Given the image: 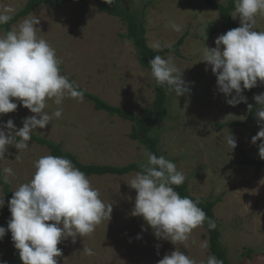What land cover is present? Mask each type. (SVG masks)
<instances>
[{
    "label": "rangeland",
    "instance_id": "1",
    "mask_svg": "<svg viewBox=\"0 0 264 264\" xmlns=\"http://www.w3.org/2000/svg\"><path fill=\"white\" fill-rule=\"evenodd\" d=\"M26 3L27 0H0V11L11 9L9 14L13 17ZM120 3L126 9L138 11L146 26L148 44L153 48L160 45L155 49L172 46L186 35L181 56L167 53L162 57L170 58L183 72L182 79L190 91L179 97L169 91V115L152 134L159 140L160 155L173 160L177 170L185 175L190 193L202 200L216 201L214 212L228 264H264V166L257 170L256 166L241 161L245 157L261 159L258 145L264 141L252 143L260 123L220 127L245 120L249 103L241 102L235 107L226 103V97L217 89L211 66L202 61L205 45L216 47L215 40L223 34L219 11L209 7L206 0H120ZM81 7L77 0L63 8L44 4L13 23L11 29L26 18H39L37 36L56 50L62 60V74L113 105L137 115L145 114L155 98L153 78L141 65L140 53L126 35L127 24L101 11L94 0H90L85 13ZM234 19L240 23L239 16ZM171 22L181 25L182 31H174ZM255 28L264 31V15L256 17ZM5 32L6 28L0 25V35ZM255 90L256 95L264 93V82L258 81ZM242 94L248 97L246 91ZM11 99L18 107L15 112L0 114V127L11 119L19 130L24 118L35 114L19 100ZM58 107L63 109L62 116L53 117L44 129L32 134L62 143L85 163L121 166L133 161L146 162L142 153L145 147L129 136L133 121L95 109L86 97L83 102L65 98L61 105L48 100L45 111L51 114ZM5 131L7 134L8 130ZM229 133L237 143L231 152L223 139ZM44 155H50L49 148L33 139L28 149L18 150L9 145L5 159L0 160V177L4 176L2 170L10 167L13 175L8 176V182L14 191L31 180L34 162ZM135 173L88 176L99 189L103 202L112 204L111 219L103 221L91 235L77 236L75 242L69 237L58 244L62 250V256L56 257L58 264H158L176 248L197 264H206L211 254L208 231L203 225L195 228L187 241L175 245L156 238L142 217L131 215L137 193L129 185ZM0 198L5 202L1 214L9 209L10 200L1 185ZM10 217L11 214L0 215V226L7 229ZM83 248H91L94 254L86 255ZM18 258L19 251L7 231L0 240V261L18 264Z\"/></svg>",
    "mask_w": 264,
    "mask_h": 264
},
{
    "label": "clouds",
    "instance_id": "2",
    "mask_svg": "<svg viewBox=\"0 0 264 264\" xmlns=\"http://www.w3.org/2000/svg\"><path fill=\"white\" fill-rule=\"evenodd\" d=\"M104 2L112 5L114 0ZM10 12L11 9L0 11V25L9 22L12 18ZM258 15H264V0H235L231 16H239L240 26L218 36L216 47L205 45L203 49L202 61L211 66L218 91L233 107L241 102L247 103L242 94L244 90L256 87L258 81L264 82V31L255 28ZM39 23V18H26L17 27L0 35V114L16 111L18 104L11 98L19 100L23 107L35 114L24 118L19 130L15 129L11 119L0 127V160L5 159L7 146L28 149L34 130L44 129L53 117L62 116L63 109L59 107L51 114L45 111L48 100L61 105L65 98L78 102L84 99L80 85L61 73L62 60L56 50L37 36ZM171 28L182 31V26L175 22H171ZM148 64L158 86H167L177 97L190 91L182 79L183 72L170 58L156 55ZM253 99L258 105L256 117L260 122V130L252 137L255 144L258 140L264 141V93ZM252 107L248 105L249 110ZM16 137L20 139L16 141ZM223 139H226L230 152L237 147L232 134ZM258 148L260 158L264 159V142ZM142 153L146 162L140 163L141 170L134 174L129 185L137 193L131 215L142 217L158 239L169 240L175 245L187 241L192 231L208 219L199 207L200 201L181 196L173 187L186 180L175 163L147 149H142ZM34 167L31 180L19 185L8 201L11 217L7 229L0 226V240L10 231L22 264H58L56 257L62 256L58 244L69 237L75 242L77 236L91 235L103 221L109 222L112 204H105L99 189L65 157L44 155L34 162ZM2 171L7 183L13 170L6 167ZM4 203L0 198V208ZM209 227L215 228L214 221L209 220ZM145 230L142 226V231ZM83 251L89 256L94 254L91 248H83ZM0 264L7 262L0 261ZM158 264L197 262L176 248ZM206 264H223V261L211 255Z\"/></svg>",
    "mask_w": 264,
    "mask_h": 264
},
{
    "label": "trees",
    "instance_id": "3",
    "mask_svg": "<svg viewBox=\"0 0 264 264\" xmlns=\"http://www.w3.org/2000/svg\"><path fill=\"white\" fill-rule=\"evenodd\" d=\"M73 0H27V3L23 9L18 11L8 23L1 25L6 28V31L11 30V26L13 23L18 21L20 18L29 15L32 11L38 8L41 5L49 4L51 6L57 8H63L64 5ZM81 3V12L85 13V10L88 8L90 4V0H77ZM98 4V7L101 11H104L110 15L117 16L121 18L127 24V37L133 41L137 50L140 53V62L144 68H147L150 73V65L148 64L149 60L156 55L164 56L167 53H174L176 55L181 56V46L185 41L186 35H183L175 44L169 47H165L162 49H155L148 44V39L146 37V26L144 22L139 18V13L137 10H129L121 5L120 0H114L112 5H108L104 2V0H94ZM206 3L209 7L216 9L219 11V15L222 18L220 32L225 34L228 30L237 28L240 26L231 15L233 14V10L235 9V0H228L227 4H223L218 0H206ZM70 78V77H69ZM153 78V77H152ZM70 80L75 81L73 78ZM76 82V81H75ZM77 83V82H76ZM82 90H84V97L89 99L93 104L95 109L107 111L110 115H118L123 119L133 121V128L129 134L130 138L137 140L140 142L145 149L154 153L158 157L160 156V152L158 150L159 140L156 136L152 134L153 129L162 123L166 117L169 115V110L167 107V100L169 96V90L167 86H158L153 78V89L155 91V98L153 101V105L149 108V110L145 114L137 115L127 111L126 109L113 105L100 96L86 91L82 86H80ZM247 92V103L251 104L252 110H249L248 117L243 121H233L230 123L220 124L221 126L226 125H238V126H247L249 123L258 121L256 117V109L258 107L256 101L253 99L256 96L255 87L250 90H244ZM260 123V122H259ZM20 139L19 137H16ZM37 143L46 146L50 150V155L54 156H62L69 159L73 165L80 169L82 172L86 174V176L91 175H104V174H112V175H126L132 172L140 171V163L144 161H133L126 165H113V164H99V163H85L79 159V157L64 148L62 143H57L51 139H48L44 136H39L37 134H32V138ZM173 162V160H170ZM244 164H251L256 166L257 170H261L264 166V159H256L245 157L241 160ZM0 185L3 188L4 193L11 199L13 195V190L11 189V183L4 182L3 177H0ZM175 190L181 196H188L192 200H199L201 207L207 218L203 223V226L208 231L209 236V250L210 254L214 255L217 259L222 260L223 264H228L229 257L227 255L226 249L221 245L220 235L221 230L217 223V218L214 212V206L216 204L215 200H202L193 196L188 188V184L184 182L180 186H173ZM11 214L9 209L3 211L0 215ZM209 220L214 221L215 228L209 227ZM18 264H22L20 258H18Z\"/></svg>",
    "mask_w": 264,
    "mask_h": 264
}]
</instances>
